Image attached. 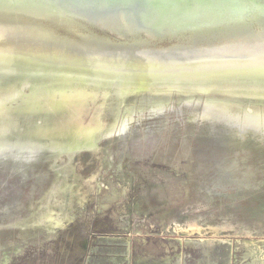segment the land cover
<instances>
[{
	"label": "water",
	"instance_id": "1",
	"mask_svg": "<svg viewBox=\"0 0 264 264\" xmlns=\"http://www.w3.org/2000/svg\"><path fill=\"white\" fill-rule=\"evenodd\" d=\"M131 163L264 191V0H0V255Z\"/></svg>",
	"mask_w": 264,
	"mask_h": 264
},
{
	"label": "rangeland",
	"instance_id": "2",
	"mask_svg": "<svg viewBox=\"0 0 264 264\" xmlns=\"http://www.w3.org/2000/svg\"><path fill=\"white\" fill-rule=\"evenodd\" d=\"M0 264H264V191L206 193L181 174L120 165L73 226Z\"/></svg>",
	"mask_w": 264,
	"mask_h": 264
}]
</instances>
